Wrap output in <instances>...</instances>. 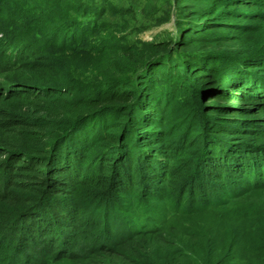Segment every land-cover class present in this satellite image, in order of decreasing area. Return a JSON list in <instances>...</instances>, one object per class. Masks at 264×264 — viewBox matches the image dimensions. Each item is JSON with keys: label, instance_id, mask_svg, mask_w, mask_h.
I'll return each mask as SVG.
<instances>
[{"label": "trees", "instance_id": "trees-1", "mask_svg": "<svg viewBox=\"0 0 264 264\" xmlns=\"http://www.w3.org/2000/svg\"><path fill=\"white\" fill-rule=\"evenodd\" d=\"M108 7L0 0V222L125 215L171 239L161 264L264 251L239 207L264 188V0H176L173 32L129 46Z\"/></svg>", "mask_w": 264, "mask_h": 264}, {"label": "rangeland", "instance_id": "rangeland-1", "mask_svg": "<svg viewBox=\"0 0 264 264\" xmlns=\"http://www.w3.org/2000/svg\"><path fill=\"white\" fill-rule=\"evenodd\" d=\"M106 2L109 6L106 18L111 25L116 26V31L111 32V29L105 26L103 30H107L103 36L110 35L114 44L129 46L134 42H152L164 39L168 33L174 31V15L171 14L167 19L166 13L168 10H173L176 0H106ZM242 142V147L253 145L251 142L250 144L247 141ZM244 159L248 160L249 157L246 156ZM89 162L87 160L86 165ZM24 178L19 183H23L22 185L29 189L27 194H31V187L36 186L34 182ZM94 178L96 180L100 177ZM258 190L256 196L244 198L240 205L238 204L240 210L248 213L253 220L247 223V225L251 223L248 227L252 230H255L256 220H259L254 216L255 213L264 212V188ZM99 192L100 190H97L96 193ZM212 193L207 189V195ZM17 194L21 195L16 192L15 196ZM67 197L70 196L59 195V198L65 200H68ZM69 199L72 201L71 197ZM7 200L15 204L12 196L8 195ZM221 211L224 212L222 209ZM111 214V219L110 216L96 219L91 214L70 219L67 215L57 219L60 223L50 220V225L47 224L48 218L40 221L36 220L35 216L33 218L26 216L23 222L35 231L29 237L25 232L22 235L17 232V235L13 231V225L10 226L2 221L0 222V264H161L157 244L161 240L171 239L145 236L144 231L153 229L151 224L144 229L135 218ZM164 215L168 216L165 213ZM135 216L137 218L136 214ZM230 216L232 219L235 217L231 214ZM32 219L35 224L31 228ZM57 224L58 228L55 226ZM200 224L202 226L205 222ZM230 264H264V251H260V246L248 244L246 248H242L231 257Z\"/></svg>", "mask_w": 264, "mask_h": 264}]
</instances>
